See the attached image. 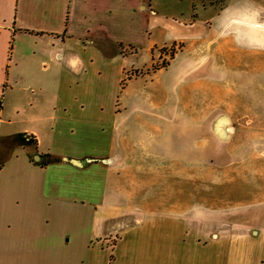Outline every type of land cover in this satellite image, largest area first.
Here are the masks:
<instances>
[{
    "label": "crops",
    "instance_id": "0c3cea01",
    "mask_svg": "<svg viewBox=\"0 0 264 264\" xmlns=\"http://www.w3.org/2000/svg\"><path fill=\"white\" fill-rule=\"evenodd\" d=\"M130 1L157 18L153 0H0V264H253L261 238L218 213L133 209L108 188L125 149L97 102L120 112Z\"/></svg>",
    "mask_w": 264,
    "mask_h": 264
},
{
    "label": "rangeland",
    "instance_id": "374dc122",
    "mask_svg": "<svg viewBox=\"0 0 264 264\" xmlns=\"http://www.w3.org/2000/svg\"><path fill=\"white\" fill-rule=\"evenodd\" d=\"M153 4L154 21L147 9L143 16L134 14L129 2V26L119 38L137 51L124 52L120 112L114 119L109 99L97 102L105 129L113 120L117 124L114 147L125 149L108 188L133 209L218 213L211 215L214 221L226 220L249 238H261L251 245L252 263L261 264L264 42L255 37L254 24L264 25V0ZM112 36H118L115 30ZM115 75L114 69L107 73V88ZM247 80L251 95L249 86L239 91L238 82Z\"/></svg>",
    "mask_w": 264,
    "mask_h": 264
},
{
    "label": "trees",
    "instance_id": "16d2710c",
    "mask_svg": "<svg viewBox=\"0 0 264 264\" xmlns=\"http://www.w3.org/2000/svg\"><path fill=\"white\" fill-rule=\"evenodd\" d=\"M0 106H1V103H0Z\"/></svg>",
    "mask_w": 264,
    "mask_h": 264
}]
</instances>
